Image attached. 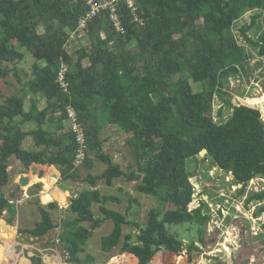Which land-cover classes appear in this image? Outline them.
<instances>
[{"label": "trees", "instance_id": "trees-1", "mask_svg": "<svg viewBox=\"0 0 264 264\" xmlns=\"http://www.w3.org/2000/svg\"><path fill=\"white\" fill-rule=\"evenodd\" d=\"M134 1L138 20L124 1L118 4L126 30L120 34L109 20V11L101 12L79 32V19L88 10L83 0H0V80L15 71L11 66L23 61V51L35 60L34 78L23 84L22 95L0 104V218L7 212L5 222L13 226L17 216L14 204L2 195L10 182L7 163L11 158L30 171L36 166V172L57 179L60 173L62 181L78 182L80 165L76 162L83 147L81 164L92 169L90 155L94 154L106 170L82 181L92 189L71 200L69 211L75 219L55 224L50 210L57 204H38L40 222L20 232L41 238L60 227L59 241L73 264H94V257L81 259L80 254L107 221L113 229L102 238L101 250L111 253L120 248L121 254L133 255L137 264H150L162 251L176 258L184 251H199L193 241L186 244L172 230L196 228L198 243H205L202 227L211 217L204 210L212 205L207 196L203 198L206 203L194 198L190 181L194 176L189 171L190 162L200 154L206 152L214 166L232 173L227 174L241 186L238 196H245L250 182L264 180L262 112L237 103L230 106L231 119L221 125L213 121L220 77L226 79L235 67L247 64L245 48L238 44L233 26L254 11L261 13H255L239 33L264 59V29L258 40L248 36L258 19L262 18L264 27V0ZM62 67L67 68V91L59 82ZM28 96L29 111L25 108ZM38 100L46 104L42 111ZM71 111L84 132V146L72 128L62 134L52 129L58 124L62 131ZM217 115L220 118L222 111ZM31 123L36 127L24 132L21 126ZM106 126H117L127 135L126 145L136 158L129 172L102 152L100 135ZM27 138L33 139L34 150L23 148ZM37 166L55 167L59 173ZM122 178L138 183L142 196L162 204L149 211L145 226L108 208L109 203L122 204L121 199L96 189L100 180L112 186ZM132 203L138 201L129 200L128 214ZM95 205L100 217L93 212ZM250 205L256 208L253 218L259 219L264 214V190L247 196L244 206ZM126 226L138 230L135 239L124 235ZM34 261L41 264V260Z\"/></svg>", "mask_w": 264, "mask_h": 264}, {"label": "rangeland", "instance_id": "rangeland-1", "mask_svg": "<svg viewBox=\"0 0 264 264\" xmlns=\"http://www.w3.org/2000/svg\"><path fill=\"white\" fill-rule=\"evenodd\" d=\"M254 12L257 13L258 11ZM245 22L243 20L236 22L233 26V34L240 46L248 48L249 45L241 37L238 28ZM262 22V18L258 19L256 26L248 33L254 41L258 40L264 29ZM38 32L43 34L44 30L39 28ZM71 38L72 40L75 39L73 36ZM23 53L25 56L23 61L10 67L14 68L15 71L7 79L0 80V104L13 95H22L23 84L34 78L32 66L35 60L30 54L24 51ZM43 67H46V65ZM15 72L21 79L20 81L16 79ZM261 77L264 78L263 72H261ZM262 83H264V80ZM245 84L242 81L240 84H236L233 90L237 89L238 92L248 93L249 99L260 97L262 91L258 79L249 90ZM241 94L243 95V93ZM258 103L257 106H251L260 107L264 111L263 104H260V101ZM37 106L38 110L42 111L46 104L42 100H38ZM218 106L215 103L213 118L215 123L221 125L231 118V110L227 108L224 118H219L216 116ZM25 108L27 111L31 108V97L29 96L26 99ZM68 126L69 121H66L62 124V131L57 128L58 124H55L52 129L62 134L67 132ZM35 127L34 123L21 126L24 132H29ZM100 136L103 141L102 152L109 156L113 163L119 165L124 172H129L135 168L136 158L132 149L126 145L128 137L123 131L117 126H106L102 128ZM23 148L34 150L33 139L27 138ZM90 161H92V169H87L83 164H80L77 169L80 174L78 182L62 181L60 173L55 167L37 166L40 168H54L59 173L57 179L49 175L44 176V172H41L42 177H46V183L41 182L38 178L37 175L40 172H36V175L31 177L29 176L31 174L30 168L26 169L15 158L8 161L10 182L2 190V195L14 204L17 216L13 226H8L5 222L6 218L9 217L7 212L4 213L3 218H0V264H38L34 260H41V264H73L69 262V256L63 250L62 243L59 241L60 227L54 228L41 238H34L20 232L33 229L40 222L41 216L37 209L38 204L43 207H48L51 203L57 204L56 209L50 210L55 224L59 225L62 221L75 219V216L69 211L71 200L77 198L86 190L92 189L90 184L82 181L89 174L100 176L106 170V166L95 158L94 154L90 155ZM214 168L205 153L200 154L195 161L189 164L190 173L194 176L190 180L195 190L194 198L205 202L203 198L207 196L212 205V207H207L208 210H204V213L209 214L211 217L210 221L202 227L204 230V245L198 243V230L196 228L186 226L179 228V230L173 229L174 233L179 232V236L186 240V244L193 241L199 251H193L191 254L184 251L177 258L164 251L158 252L150 264H264V214L260 219H254L252 216L255 210L254 205H250L248 208L243 205L246 197L237 195L239 187L236 192L234 191L235 188L232 189L235 183L232 176L221 172V170L216 172ZM22 176L29 177V184L19 189ZM137 184L136 182H126L122 178L115 180L112 186H108L104 180H100L96 189L105 196H115L121 199L122 204L109 203L106 205L108 208L126 215L140 226H145L149 211L160 209L162 204L156 198L142 196L137 190ZM263 189L264 180L256 179L248 185L247 193L254 194ZM119 190H122V192ZM130 199L137 200L138 204L132 203V206H130L132 210L128 214ZM93 212L96 217H100L98 206L93 207ZM83 226L90 228V224H83ZM168 228L170 229V227ZM112 229V222L107 221L100 229L95 230L93 237L83 247L80 258L85 259L91 255L95 259L94 264H121L122 259L130 256L124 264H137L138 261L135 260L133 255L121 254L120 248L111 253H105L101 250L102 238L109 235ZM128 234L135 239L139 232L131 226H126L124 227V235ZM135 241L133 240L134 244Z\"/></svg>", "mask_w": 264, "mask_h": 264}, {"label": "crops", "instance_id": "crops-1", "mask_svg": "<svg viewBox=\"0 0 264 264\" xmlns=\"http://www.w3.org/2000/svg\"><path fill=\"white\" fill-rule=\"evenodd\" d=\"M259 12L260 11H258L257 13H259ZM251 13L247 14V16H244L241 19L243 21H246L244 24L250 23L251 17L256 12H254L253 14H251ZM241 27L242 26H239L238 28L240 29ZM248 36L250 37L249 34H248ZM245 53H246V58H247V64H245L244 66L235 67V72H230V74L228 76L226 74V79L224 77H220L219 86L217 88V93H216V95L214 97V103H213V107H214L215 103L219 105L217 114H218V112L220 110L222 111V116L220 118H224L225 110L227 108H229L231 110L230 106L235 105L236 102L239 103V104H246L247 106L252 107L253 105L254 106L259 105L258 102L260 101V104H263L262 107L264 109V97H263L264 96V83H262L264 78L261 77V72L264 73V59L259 58L258 54H257V50L252 48V47H250V46L248 48H246V46H245ZM257 79L259 80V84H260L259 87L261 88V91H262V93L260 94L259 98L254 97V98H257V99H254L253 97H251L249 99L248 96H247L248 93L238 92L239 90L237 91V89L233 90L235 85L236 84H240L242 81L244 83H246L245 85L248 87V90H249V88L252 87L253 83H255V81ZM248 80H249V82H248ZM228 90H229V93H228ZM241 93H243V95ZM252 108L259 109L262 112L263 120H264V111H262L260 107H252ZM232 117H233V112L231 110V118ZM205 155H206V152H205ZM214 167H215L214 171L220 172L221 169L217 165L214 166ZM221 172H225V171L221 170ZM227 173L231 174L230 172H227ZM46 175H48V174L44 173V176H46ZM37 176H38V178L40 179L41 182L46 183V181H45L46 177L43 178L42 176L41 177L39 175H37ZM238 187H239V190H240L241 186H239V185L234 183L232 189L234 190V188H235L234 191L236 192L238 190ZM248 195H251V194L247 193V191H246V194H245L246 199H247ZM254 212H255V210H254Z\"/></svg>", "mask_w": 264, "mask_h": 264}, {"label": "built area", "instance_id": "built-area-1", "mask_svg": "<svg viewBox=\"0 0 264 264\" xmlns=\"http://www.w3.org/2000/svg\"><path fill=\"white\" fill-rule=\"evenodd\" d=\"M120 1H124L128 10H130L132 14L135 16L136 20H138L136 15L137 7L134 0H83L88 10L79 19L78 31L83 33L84 30H86L89 27V24L94 20V18H96V16H98L103 11H109L110 22L115 27L118 33L124 34L126 30L123 25L122 17L119 11L120 9L118 4ZM66 73H67V68L62 67V70L59 74V82L63 87V89H65V91H67V84L65 82ZM69 118H70L68 120L69 128H72V131L77 135L78 142L84 146L85 145L84 132L81 130L80 126L76 124V118L74 112L72 111L70 112ZM81 150H83V147L81 148ZM81 150L79 155L77 156V162H76L77 166H79L84 160V153Z\"/></svg>", "mask_w": 264, "mask_h": 264}, {"label": "water", "instance_id": "water-1", "mask_svg": "<svg viewBox=\"0 0 264 264\" xmlns=\"http://www.w3.org/2000/svg\"><path fill=\"white\" fill-rule=\"evenodd\" d=\"M36 166L35 167H33V168H31V174L32 175H36ZM43 174L40 172L39 173V176H42ZM28 184H29V177L27 176V177H25V176H22L21 178H20V188L19 189H21L22 187H26V186H28ZM137 259V258H136Z\"/></svg>", "mask_w": 264, "mask_h": 264}, {"label": "clouds", "instance_id": "clouds-1", "mask_svg": "<svg viewBox=\"0 0 264 264\" xmlns=\"http://www.w3.org/2000/svg\"><path fill=\"white\" fill-rule=\"evenodd\" d=\"M238 42V41H237ZM216 116H218L217 114H216ZM213 121H214V118H213Z\"/></svg>", "mask_w": 264, "mask_h": 264}]
</instances>
